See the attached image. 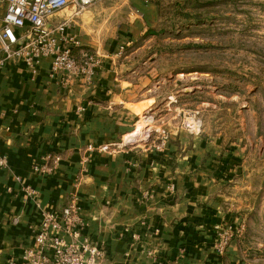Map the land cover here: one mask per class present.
<instances>
[{"label": "crops", "instance_id": "crops-1", "mask_svg": "<svg viewBox=\"0 0 264 264\" xmlns=\"http://www.w3.org/2000/svg\"><path fill=\"white\" fill-rule=\"evenodd\" d=\"M104 4L110 3L76 13L65 32L78 41L76 56L82 49L98 53L91 76L51 75L48 57L0 70V264H25L44 214L59 212L72 197L83 221L78 239L101 249L99 264H248L240 256V220L221 192L222 139L191 132L158 108L153 74H140L133 54L120 56L122 44L155 27V5L122 0L112 9L121 21L101 40L90 20ZM147 121L148 142L139 140ZM160 131L166 143L155 151L151 141ZM47 154L57 157L54 169L34 171ZM221 229L233 234L222 252Z\"/></svg>", "mask_w": 264, "mask_h": 264}, {"label": "rangeland", "instance_id": "rangeland-1", "mask_svg": "<svg viewBox=\"0 0 264 264\" xmlns=\"http://www.w3.org/2000/svg\"><path fill=\"white\" fill-rule=\"evenodd\" d=\"M107 1L90 20L101 40L122 16L112 10L122 0ZM148 1L157 9L155 27L120 56L133 54L135 69L153 74L158 108L191 132L222 139L220 187L240 220V256L245 263L264 264V0ZM140 115L139 121L145 118ZM150 126L147 121L139 140Z\"/></svg>", "mask_w": 264, "mask_h": 264}, {"label": "built area", "instance_id": "built-area-1", "mask_svg": "<svg viewBox=\"0 0 264 264\" xmlns=\"http://www.w3.org/2000/svg\"><path fill=\"white\" fill-rule=\"evenodd\" d=\"M95 0H0V70L8 62L22 60L34 66L41 58L51 59V75L61 74L65 81L78 76L89 77L100 63L96 51L82 49L79 55L73 53L78 41L65 34L74 20V15ZM73 6L75 11L67 10ZM129 45L119 47V53ZM150 131L145 139L150 140ZM131 142L130 144L136 143ZM155 151H162L166 143L164 132L160 131L151 141ZM101 149L105 150L106 146ZM42 163L33 164V170L50 173L57 157L44 155ZM5 158H0V166ZM28 193L35 191L26 186ZM83 221L76 198L72 197L59 212H46L34 235L35 246L23 254L25 264H99L101 249L87 239L79 241ZM70 236L71 240H66ZM233 234L219 230L217 249L223 251Z\"/></svg>", "mask_w": 264, "mask_h": 264}, {"label": "water", "instance_id": "water-1", "mask_svg": "<svg viewBox=\"0 0 264 264\" xmlns=\"http://www.w3.org/2000/svg\"><path fill=\"white\" fill-rule=\"evenodd\" d=\"M131 142H128V144H130Z\"/></svg>", "mask_w": 264, "mask_h": 264}]
</instances>
